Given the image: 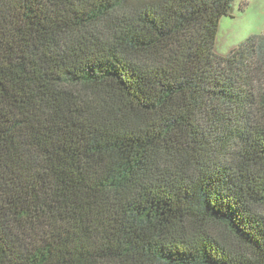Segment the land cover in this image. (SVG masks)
Segmentation results:
<instances>
[{"label": "trees", "instance_id": "trees-1", "mask_svg": "<svg viewBox=\"0 0 264 264\" xmlns=\"http://www.w3.org/2000/svg\"><path fill=\"white\" fill-rule=\"evenodd\" d=\"M236 0H0V264H264V34Z\"/></svg>", "mask_w": 264, "mask_h": 264}, {"label": "rangeland", "instance_id": "rangeland-1", "mask_svg": "<svg viewBox=\"0 0 264 264\" xmlns=\"http://www.w3.org/2000/svg\"><path fill=\"white\" fill-rule=\"evenodd\" d=\"M264 34V0H236L231 13L221 19L215 50L227 55L251 36Z\"/></svg>", "mask_w": 264, "mask_h": 264}]
</instances>
